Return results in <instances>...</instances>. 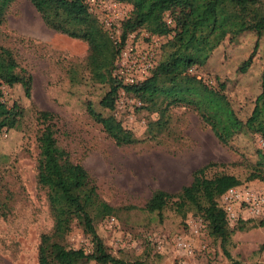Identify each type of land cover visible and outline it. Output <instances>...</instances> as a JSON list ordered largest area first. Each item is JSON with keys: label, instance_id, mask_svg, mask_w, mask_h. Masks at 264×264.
<instances>
[{"label": "rangeland", "instance_id": "374dc122", "mask_svg": "<svg viewBox=\"0 0 264 264\" xmlns=\"http://www.w3.org/2000/svg\"><path fill=\"white\" fill-rule=\"evenodd\" d=\"M133 35L134 45L152 49L156 61L161 59V48L169 37H150L145 30ZM0 45L11 50L33 79L29 98L20 86L0 85L2 101L23 110L19 127L0 133V264H38L40 236L52 228L45 190L36 182L37 138L46 126L60 161L82 165L100 198L121 209L95 223L113 256L143 264H178L180 260L264 264V225L259 226V220L241 219L246 222L243 230L234 228L237 222L230 225L234 232L227 258L194 212L182 217L171 210L161 216L138 210L156 190L178 192L190 183L194 170L208 163L216 166L207 171V177L230 174L241 181L240 186L264 191V183L246 181L250 166L262 152V138L238 134L223 145L192 110L177 107L151 114L145 109L147 97L136 101L120 93L113 112L101 109L98 102L108 87L90 80L87 44L49 29L28 0H15L7 8ZM250 56L251 64L242 73L240 68ZM263 69L264 36L246 32L226 37L194 74L209 86L222 83L231 108L245 122L260 93ZM89 104L103 116L114 115L132 132L135 143L116 145L89 117ZM38 111L49 114L45 125L38 120ZM157 120L159 127L151 128L150 123ZM179 239L190 253L177 249ZM66 244L73 249L91 248L79 228L67 236Z\"/></svg>", "mask_w": 264, "mask_h": 264}, {"label": "trees", "instance_id": "16d2710c", "mask_svg": "<svg viewBox=\"0 0 264 264\" xmlns=\"http://www.w3.org/2000/svg\"><path fill=\"white\" fill-rule=\"evenodd\" d=\"M14 1L0 0V25ZM28 1L49 29L87 44L86 69L90 80L108 87L98 102L101 109L113 112L121 94L136 101L147 97L145 109L151 114H164L177 107L192 110L223 145L238 134L257 135L264 139V69L260 93L245 122L238 119L231 108L222 83L209 86L197 75L188 73L191 68L204 66L228 36L246 32L264 36V0H113L131 8L128 17L120 23L119 45L114 44L99 19L88 12L87 0ZM140 30H145L150 37L169 39L161 48V59H154L149 77L134 85H124L113 74L115 63L128 36ZM251 58L242 64V73L249 68ZM32 83L31 74L19 66L11 50L0 45V85L20 86L25 97L29 98ZM1 98L0 91V133L17 129L23 118V110L18 105L8 107ZM87 112L116 145L135 143L132 132L124 129L114 115L103 116L91 104L87 106ZM48 115L44 111L37 112L38 120L44 125ZM159 125V120L150 123L151 128ZM37 148L36 182L45 190L53 221L51 230L40 236L38 264H143L113 256L99 237L95 223L121 209L100 198L94 180L82 165L69 159L60 161L53 148L49 127H44L38 136ZM261 150L258 161L249 168L246 181L264 183V150ZM215 166L208 163L194 170L190 183L176 193L154 191L138 210L158 216L171 210L182 217L188 211L194 212L205 225L207 235L219 242L223 254L229 258L227 246L234 229L230 228L219 199L229 189L240 186L241 181L225 173L207 177V171ZM253 220H259V226L264 225V218ZM245 224L239 219L234 228L243 230ZM74 228H79L88 237L91 245L88 251L67 246L66 238Z\"/></svg>", "mask_w": 264, "mask_h": 264}, {"label": "built area", "instance_id": "2783aa9c", "mask_svg": "<svg viewBox=\"0 0 264 264\" xmlns=\"http://www.w3.org/2000/svg\"><path fill=\"white\" fill-rule=\"evenodd\" d=\"M88 12L96 16L103 29L108 33L114 44H120V23L126 19L130 6L113 0H87ZM134 35H129L121 47L114 69V76L124 85H134L149 77L154 67V52L152 49L139 48L133 44ZM195 69L188 73L193 75ZM195 75V74H194ZM199 79V77H197ZM260 147L264 150V140L260 139ZM221 208L226 212L228 222L232 225L240 219L264 218V191L254 188L237 186L226 191L219 199ZM241 212L243 217H239ZM241 214V216H242ZM245 215V217H244ZM177 249L190 253L191 249L184 240L176 241ZM178 264H186L180 260Z\"/></svg>", "mask_w": 264, "mask_h": 264}]
</instances>
